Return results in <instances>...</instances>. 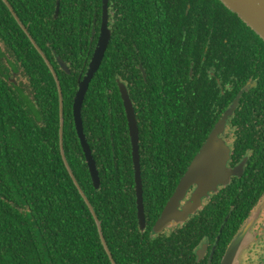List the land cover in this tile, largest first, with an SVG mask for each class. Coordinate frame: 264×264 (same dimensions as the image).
<instances>
[{"label":"trees","instance_id":"obj_1","mask_svg":"<svg viewBox=\"0 0 264 264\" xmlns=\"http://www.w3.org/2000/svg\"><path fill=\"white\" fill-rule=\"evenodd\" d=\"M7 1L56 71L63 97L65 158L100 220L115 263H160L165 249L176 251L165 257V264H179L181 248L217 233L219 224L201 218L225 215L228 201L204 208L165 238H148L152 222L203 142L204 128H212L210 120L218 119L238 94L239 105L250 104L249 111L263 109L264 40L219 0H170L171 8L167 0H141L135 8L132 0H114L120 16L113 17L108 47L81 110L100 177L96 189L76 134L72 104L78 74L88 59L93 11L100 13L101 2L59 0L54 17L57 0ZM146 1L153 3L148 6ZM6 51L25 79L19 85L10 82L0 68V264H111L61 154L56 80L0 0V65ZM56 56L66 62L68 73ZM117 79L132 81L127 86L138 121L147 221L143 230L137 221L131 146ZM248 79L257 82L249 90L243 88ZM199 129L202 136L197 139ZM167 152L185 155L173 160L163 156ZM232 225L225 223L221 240Z\"/></svg>","mask_w":264,"mask_h":264},{"label":"flooded vegetation","instance_id":"obj_2","mask_svg":"<svg viewBox=\"0 0 264 264\" xmlns=\"http://www.w3.org/2000/svg\"><path fill=\"white\" fill-rule=\"evenodd\" d=\"M167 1L169 8H171L173 3L170 2V0ZM193 1L197 3V0H193ZM100 2H101L100 13H97V10L93 11L95 17L92 19L91 22L92 32L89 37V49L86 52V56L88 57V59H86V66L81 76H83L86 72L88 63L93 55L96 42L98 39L101 20H102V13H103L102 0H100ZM131 2L132 3H130V5H132L133 8L141 4V0H132ZM145 3L148 4V6H150L153 2L146 1ZM114 5H116V1L108 0L107 15H108V27L110 29L114 15L117 13V15L120 16L118 12L119 7L114 8ZM189 7L190 4H187V8ZM55 10H54V17H57L59 12L56 15ZM185 14H188V10L185 11ZM199 14L200 13L197 14V18L198 17L200 18ZM172 16L179 23V20L175 16V14H172ZM95 32H97V34ZM5 53L6 56H4L2 59L4 62L0 65V68L3 70L4 74H7L8 81L14 82L15 84L19 85L21 80L24 81L25 76L24 74L22 75V70L19 66V63L16 64L15 61L12 60V56L8 53V51H6ZM138 65L142 73V76L145 78L146 72L142 67V63L139 62ZM141 67L143 69H141ZM79 76L80 75L78 74V77ZM12 77H14L13 80ZM123 83L126 85L129 94L130 91L127 85L128 84L131 85L132 81L124 80ZM256 83H257L256 81H251L250 79H248V81L243 85V88L244 89L247 88L249 90L250 88L254 87ZM118 91H119V87H118ZM241 91L242 90H240L239 92ZM120 98L122 101L121 94H120ZM234 99L231 101L230 104L226 106L225 109L222 110L219 118L228 108H230ZM249 107H251L250 104L239 105V100H238V104L236 105L235 109L228 116L226 120L224 131L220 134V137L222 138V140L225 142V144L229 149L227 167L231 169L233 172L234 171L236 172L232 174V176L230 177V181L226 185H219L217 191H210L206 195L203 194V196L201 197L200 206L196 208L194 213L189 214L188 217L185 219V221L178 223L173 221L170 226L163 228L159 232H154L153 226L156 220L159 218L161 211L163 210L168 199L174 192L178 182L180 181L186 169L188 168L191 162L189 161L186 168L182 172L180 178L178 179V182L174 190L172 191L171 195L168 197L163 208L161 209L158 217L155 218V220L152 222L150 228L151 231L149 233L148 238H152V237L165 238L172 235L173 231L185 227L186 222L190 221L194 216L198 215L204 208H207L209 206H218L221 201H228L226 205L228 209L225 215L215 214V215L203 216L201 218L206 223H210L213 225L219 224L217 233L213 235V233L210 232V234L205 235L198 242L196 241V243H189V245L193 244L192 247L188 245V247L181 248L180 251L177 252L179 257V264H220L233 239L241 231L244 230H246L247 232V241L245 242L243 248L239 251V254L237 256L238 263L236 264H239L240 262H242L241 264L243 263L264 264V107L263 109H258V110L252 109L250 111L248 110ZM239 108L240 109L242 108L240 118H239V114L237 113L239 111ZM123 109L126 117L124 105H123ZM134 111H135V107H134ZM135 116H136V112H135ZM218 119H211L208 125H211L213 128L217 123ZM212 128L209 130H207L206 127L204 128L205 137L203 138V142L201 143L200 147L202 146V144L205 142L206 138L212 131ZM127 132L129 136L128 124H127ZM201 133H202V129H199L197 139L202 136ZM129 142H130V137H129ZM200 147L198 148V150L200 149ZM196 153L193 155V157L196 155ZM184 155H185L184 153L174 154L173 152H167L163 154L165 158H170L173 160L174 159L182 160ZM164 171L165 173H168L170 170L166 169ZM196 188L197 185H192L188 189L185 197L179 202V209H181L183 205H185L186 202L192 197V194L196 190ZM142 197H143V191H142ZM135 203H136V195H135ZM143 204H144V197H143ZM136 213H137V209H136ZM231 221H233V225L232 227L231 226L229 227V231L225 235L226 240L224 239L221 240V232L222 229L225 227L224 226L225 223ZM209 236L210 237L213 236V238L211 239L209 238ZM161 251L162 254H164V257L162 258V261L160 263H156V264H165V262H167V259H165V257L167 255L169 256V254L173 255L174 252H176L175 250H165V249ZM172 259L174 258L172 257Z\"/></svg>","mask_w":264,"mask_h":264},{"label":"water","instance_id":"obj_3","mask_svg":"<svg viewBox=\"0 0 264 264\" xmlns=\"http://www.w3.org/2000/svg\"><path fill=\"white\" fill-rule=\"evenodd\" d=\"M230 11L236 13L254 32L257 33L264 40V0H220ZM7 5L8 9L16 19L19 26L25 32L35 49L40 53L45 63L47 64L49 70L51 71L53 77L56 80L58 93H59V108H60V127H59V140L61 154L64 159L65 166L73 178V181L79 190L82 198L84 199L86 205L88 206L93 218L98 227L99 235L102 240L103 246L106 249L111 263L115 264L109 249L106 245L101 223L98 219L93 206L85 195L84 191L80 187L77 180L74 178L72 170L68 165L62 145V134H63V97L60 87V82L58 80L56 71L53 65L46 57L45 53L38 46L32 35L29 33L27 27L21 22L17 14L14 12L12 6L7 0H3ZM107 2L108 0H102L103 13L102 20L99 30L98 39L93 52V55L88 63L86 72L83 76L78 77V85L73 98L72 104V114L73 122L76 130L77 137L79 139L84 158L90 173L92 183L96 189L100 187V177L95 159L92 155V151L88 144L87 138L85 136L82 124V104L85 94L88 90L89 83L94 77L95 73L99 69L101 62L103 60L105 51L108 47L111 38V29L108 27V15H107ZM59 11V0L56 1L55 14L57 15ZM55 15V16H56ZM56 61L58 66L69 72L66 62L59 56H56ZM141 69H143L141 67ZM118 82L119 91L122 97L123 105L125 108L128 131L130 137L131 146V157L133 164V177H134V189L136 195V209H137V221L139 228L143 230L145 228V215H144V204L142 197V177H141V167H140V157H139V130L138 124L135 116L134 107L132 101L129 97L126 85L123 82ZM240 94H238L230 108H228L220 119L215 124L214 128L206 138L205 142L202 144L196 155L191 160L188 168L186 169L184 175L178 182L174 192L168 199L159 218L156 220L153 231L159 232L165 227L171 225L173 221L183 222L188 217L189 214L194 213L196 208L201 204V197L210 191H217L219 185H226L230 181V177L233 172L227 167V160L229 156V149L225 142L220 137V134L224 131L225 123L228 115H230L238 104ZM192 185H197L196 190L193 192L192 197L186 202L181 209H179V202L185 197L188 189ZM247 241L246 230L241 231L231 242L228 247L222 261L220 264H236L237 256L239 251L245 245Z\"/></svg>","mask_w":264,"mask_h":264},{"label":"rangeland","instance_id":"obj_4","mask_svg":"<svg viewBox=\"0 0 264 264\" xmlns=\"http://www.w3.org/2000/svg\"><path fill=\"white\" fill-rule=\"evenodd\" d=\"M14 79V77H12V80ZM225 129V128H224ZM238 258V257H237ZM240 262V261H239ZM238 263V262H237ZM242 262H240L239 264H241ZM244 264V263H243Z\"/></svg>","mask_w":264,"mask_h":264}]
</instances>
